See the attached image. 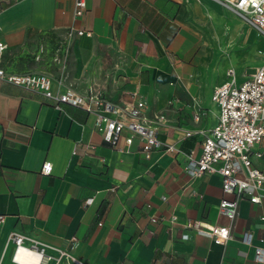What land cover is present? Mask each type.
<instances>
[{
	"label": "crops",
	"instance_id": "obj_1",
	"mask_svg": "<svg viewBox=\"0 0 264 264\" xmlns=\"http://www.w3.org/2000/svg\"><path fill=\"white\" fill-rule=\"evenodd\" d=\"M74 2L0 0L6 71L57 73L53 52L65 30L91 31L73 43L62 89L100 83L115 101L137 92L150 113L166 114L160 138L184 154L156 150L146 159L137 144L118 152L101 139L94 114L0 78V264H16L12 231L39 240L48 254L60 247L89 264H264L255 260L256 246L264 247V189L262 203L242 200L234 220L221 215V199L232 196L220 176L190 178L185 169V154L198 157L204 135L181 129L215 126V86L231 71L241 83L264 64V36L218 0H88L77 19ZM200 107L208 116L191 121ZM78 144L95 147L83 155L74 153ZM256 148L264 173V142ZM195 221L227 225L233 238L217 244L187 226ZM246 232L252 245L242 240Z\"/></svg>",
	"mask_w": 264,
	"mask_h": 264
},
{
	"label": "built area",
	"instance_id": "obj_2",
	"mask_svg": "<svg viewBox=\"0 0 264 264\" xmlns=\"http://www.w3.org/2000/svg\"><path fill=\"white\" fill-rule=\"evenodd\" d=\"M222 5L232 8L246 24L256 29L264 36V0H218ZM74 16L80 18L88 8V0H75ZM1 31V26H0ZM92 35L91 31L72 25L62 35V39L53 52V63L57 73L48 71H32L26 73L7 72L3 66V57L8 45L0 40V78L26 88L35 89L59 104H66L80 108L95 115V128L100 133L103 142L114 150L128 153L135 145L144 158L149 159L156 150L169 152L173 155L184 154L174 144H169L160 138L163 129L169 125V119L163 112H149L148 102L133 93V99L115 101L103 91L100 83L90 84L85 91H79L66 86L67 71L72 46L75 40L83 35ZM47 49L40 46L35 60L43 62ZM231 80L215 86L212 101L216 108V124L211 130L196 128H181L186 137L197 133L204 135L201 143V153L197 157L194 150L185 154L187 163L186 172L190 178L202 177L205 174H218L222 181V189L226 195L219 204L220 214L229 220L238 215L239 203L248 199L252 203H262L264 189V173L255 166L253 156L261 158L263 151L256 145L264 142V64L258 66L254 73L238 83L233 77ZM59 86L53 90V83ZM209 110L197 108L190 116L191 121L199 123ZM78 144L74 153L86 155L94 149L93 144L87 147ZM51 162H45L42 167L44 174L52 172ZM164 199H166L164 197ZM92 200L89 199L88 202ZM172 217V221H176ZM152 221L158 218L153 216ZM264 221V216H261ZM3 219L0 216V224ZM189 228L199 235L212 239L217 244L225 245L233 238L231 228L227 225H217L202 221L189 222ZM9 240L14 244L13 261L22 263L18 256L32 254L37 262L31 264H89L85 260L73 255L64 248H55L56 254L46 253V246L39 240L12 231ZM243 242L252 245L253 234L246 232ZM255 260L264 263V247L256 246Z\"/></svg>",
	"mask_w": 264,
	"mask_h": 264
},
{
	"label": "bare ground",
	"instance_id": "obj_3",
	"mask_svg": "<svg viewBox=\"0 0 264 264\" xmlns=\"http://www.w3.org/2000/svg\"><path fill=\"white\" fill-rule=\"evenodd\" d=\"M18 259L22 262V263H27V264H31L33 262H37V259L35 260V257L32 254H20L18 256Z\"/></svg>",
	"mask_w": 264,
	"mask_h": 264
},
{
	"label": "rangeland",
	"instance_id": "obj_4",
	"mask_svg": "<svg viewBox=\"0 0 264 264\" xmlns=\"http://www.w3.org/2000/svg\"><path fill=\"white\" fill-rule=\"evenodd\" d=\"M0 8H1V4H0ZM255 31H256V30L254 29V32H255ZM253 34H254V33H253ZM263 56H264V54H263ZM34 60H35V59H34ZM35 63H37L38 65H42V64H41L42 62H37L36 60H35ZM254 71H255V70H254L253 68H250V69H248V70L246 71V73L250 75V74L254 73Z\"/></svg>",
	"mask_w": 264,
	"mask_h": 264
}]
</instances>
